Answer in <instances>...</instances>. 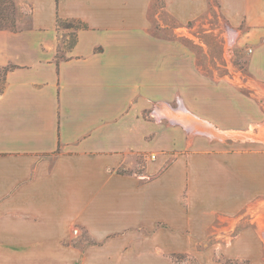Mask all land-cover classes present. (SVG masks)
I'll return each instance as SVG.
<instances>
[{
    "label": "crops",
    "instance_id": "1",
    "mask_svg": "<svg viewBox=\"0 0 264 264\" xmlns=\"http://www.w3.org/2000/svg\"><path fill=\"white\" fill-rule=\"evenodd\" d=\"M14 1L29 16L0 30V264H264V0H161L181 25L216 11L247 58L232 79L153 33L156 0ZM59 19L82 26L62 59Z\"/></svg>",
    "mask_w": 264,
    "mask_h": 264
},
{
    "label": "rangeland",
    "instance_id": "2",
    "mask_svg": "<svg viewBox=\"0 0 264 264\" xmlns=\"http://www.w3.org/2000/svg\"><path fill=\"white\" fill-rule=\"evenodd\" d=\"M16 3L14 0H0V7L4 11V18L0 19V25L5 26L6 28L4 29L17 31L28 26V6L25 5V10L17 11ZM25 4H28V2ZM163 4L161 0H156L151 11V15L156 16L157 23L153 29V33L157 37L176 39L191 48L197 54L198 64L201 69L214 78L228 76V78L232 79L236 76L242 77L241 75L245 72L246 68V55L236 49L234 47L235 44L233 46L228 42L230 36L215 10L211 12V15L202 18L199 22L181 25L171 18L165 10L161 9L164 6ZM18 6L21 8L22 4ZM68 25L69 23L61 25L63 35L61 34L58 59L65 58V53L73 46L75 40L74 29L69 28ZM71 25L77 26L78 24L71 23ZM0 73L2 74L3 72L0 71ZM2 88L0 87V90ZM75 228L79 231L77 236H71L72 242L75 245L94 243L90 237L80 236V229L78 227ZM214 241L216 242L215 238L213 239ZM198 252L202 253L203 251L200 250ZM165 259H170L176 264H202L198 257L189 252H165ZM210 259L212 261H209L207 264H213L212 262L216 264H250V260H234L229 258L220 249L212 251Z\"/></svg>",
    "mask_w": 264,
    "mask_h": 264
},
{
    "label": "trees",
    "instance_id": "3",
    "mask_svg": "<svg viewBox=\"0 0 264 264\" xmlns=\"http://www.w3.org/2000/svg\"><path fill=\"white\" fill-rule=\"evenodd\" d=\"M3 16H4V11H3V9H1V7H0V19L4 18ZM58 23H59V26H60V27H61V25H62L63 23H65V24H66V23H69L68 27H69V28H73L74 30H78L79 28L82 27L79 23H76V24H78L77 26H72L71 23H75L74 21H67V20H60V19H59ZM4 28H6V27L3 26V25H0V29H4ZM13 28H14V27H13ZM13 28H12V29H13ZM73 44H74V43H73ZM6 70H8V68L4 69V71H6ZM0 91H1V90H0Z\"/></svg>",
    "mask_w": 264,
    "mask_h": 264
},
{
    "label": "built area",
    "instance_id": "4",
    "mask_svg": "<svg viewBox=\"0 0 264 264\" xmlns=\"http://www.w3.org/2000/svg\"><path fill=\"white\" fill-rule=\"evenodd\" d=\"M78 234H79L78 229H77V228H74V229H73V235H74V236H77Z\"/></svg>",
    "mask_w": 264,
    "mask_h": 264
}]
</instances>
